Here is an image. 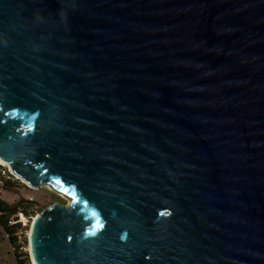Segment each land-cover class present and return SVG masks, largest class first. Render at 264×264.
Instances as JSON below:
<instances>
[{
    "label": "water",
    "instance_id": "95a60500",
    "mask_svg": "<svg viewBox=\"0 0 264 264\" xmlns=\"http://www.w3.org/2000/svg\"><path fill=\"white\" fill-rule=\"evenodd\" d=\"M0 159L32 264H264V0H0Z\"/></svg>",
    "mask_w": 264,
    "mask_h": 264
},
{
    "label": "rangeland",
    "instance_id": "374dc122",
    "mask_svg": "<svg viewBox=\"0 0 264 264\" xmlns=\"http://www.w3.org/2000/svg\"><path fill=\"white\" fill-rule=\"evenodd\" d=\"M1 166L0 183H3L4 188L1 198L8 205H16V212L30 214L35 218L36 214L41 212L43 207L53 202L67 204L68 198L66 196H61V194L53 190V188H49L47 185H42L37 188L30 187L23 179L10 173V170H8L6 166ZM30 198L32 201H29ZM32 222L33 219L31 220V223ZM0 232H2L1 229ZM0 264H17L15 254L11 250L6 239L2 237V233H0Z\"/></svg>",
    "mask_w": 264,
    "mask_h": 264
},
{
    "label": "built area",
    "instance_id": "2783aa9c",
    "mask_svg": "<svg viewBox=\"0 0 264 264\" xmlns=\"http://www.w3.org/2000/svg\"><path fill=\"white\" fill-rule=\"evenodd\" d=\"M3 183H0V201L2 200L1 195L3 193ZM29 201H32L31 198ZM28 203V202H27ZM2 206L0 205V215L3 214ZM37 215V214H36ZM6 224L10 227H13V230L11 232H6L3 228V226L0 223V229L3 231L5 238L9 241V236L13 237V241L10 242V248L14 252H17L18 248V253L19 259L23 260V264H32L29 256H28V250L26 246L28 245L27 243V227L29 225V221L32 218V215L30 214H23L22 212H15L12 214H7L6 216ZM27 253V255H26Z\"/></svg>",
    "mask_w": 264,
    "mask_h": 264
},
{
    "label": "trees",
    "instance_id": "16d2710c",
    "mask_svg": "<svg viewBox=\"0 0 264 264\" xmlns=\"http://www.w3.org/2000/svg\"><path fill=\"white\" fill-rule=\"evenodd\" d=\"M0 168H2L1 165H0ZM0 205L2 206V210H1V211H3V214L0 215V223H1V225L3 226V228H4V230H5L6 232H11V231L13 230V227H10V226H8V225L6 224V217H5V216H6L7 214L15 213L16 210H17V206H16V205H14V206H12V205H8V204H6V202L3 201V200L0 201ZM13 239H14L13 237H10V236H9V241H10V242H12ZM16 249H17V252H15L16 262H17V264H23L24 261L18 258L19 255H20V253H18V248H16ZM26 255H27V253H26Z\"/></svg>",
    "mask_w": 264,
    "mask_h": 264
},
{
    "label": "bare ground",
    "instance_id": "6f19581e",
    "mask_svg": "<svg viewBox=\"0 0 264 264\" xmlns=\"http://www.w3.org/2000/svg\"><path fill=\"white\" fill-rule=\"evenodd\" d=\"M0 164L1 165H3V166H6L7 168H8V170H10V172L11 173H13V174H15L16 176H18L19 178H21L16 172H14V170L10 167V165L8 164V162H5V161H2L1 159H0ZM22 179V178H21ZM23 181L24 182H26L24 179H23ZM28 185H30L28 182H26ZM45 185H47V184H45ZM47 186H49V185H47ZM30 187H33V188H37V187H34V186H32V185H30ZM49 188H52L51 186H49ZM53 190H55L54 188H53ZM56 191V190H55ZM58 192V191H57ZM58 193H60V192H58ZM61 194V196H63V197H65V195L64 194H62V193H60ZM38 214V213H37ZM36 218V217H35ZM34 218V216H32V218H31V220L33 219H35ZM31 220L29 221V225H28V231H27V234L29 235L30 234V224H31ZM26 248H27V250H29V245H27L26 246Z\"/></svg>",
    "mask_w": 264,
    "mask_h": 264
},
{
    "label": "crops",
    "instance_id": "0c3cea01",
    "mask_svg": "<svg viewBox=\"0 0 264 264\" xmlns=\"http://www.w3.org/2000/svg\"><path fill=\"white\" fill-rule=\"evenodd\" d=\"M0 233H2V237L4 238V239H6L5 238V236H4V233H3V231L2 232H0ZM6 241H7V243H8V245L10 246V244H9V241L6 239Z\"/></svg>",
    "mask_w": 264,
    "mask_h": 264
},
{
    "label": "clouds",
    "instance_id": "9594fccd",
    "mask_svg": "<svg viewBox=\"0 0 264 264\" xmlns=\"http://www.w3.org/2000/svg\"><path fill=\"white\" fill-rule=\"evenodd\" d=\"M1 165V164H0ZM5 167V166H4Z\"/></svg>",
    "mask_w": 264,
    "mask_h": 264
}]
</instances>
